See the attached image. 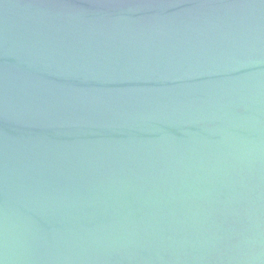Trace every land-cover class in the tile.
Wrapping results in <instances>:
<instances>
[{
	"label": "water",
	"instance_id": "1",
	"mask_svg": "<svg viewBox=\"0 0 264 264\" xmlns=\"http://www.w3.org/2000/svg\"><path fill=\"white\" fill-rule=\"evenodd\" d=\"M0 264H264V0H0Z\"/></svg>",
	"mask_w": 264,
	"mask_h": 264
}]
</instances>
